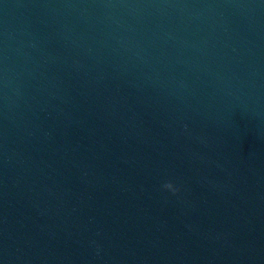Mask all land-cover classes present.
Returning <instances> with one entry per match:
<instances>
[{
	"label": "water",
	"instance_id": "1",
	"mask_svg": "<svg viewBox=\"0 0 264 264\" xmlns=\"http://www.w3.org/2000/svg\"><path fill=\"white\" fill-rule=\"evenodd\" d=\"M0 264H264V0H0Z\"/></svg>",
	"mask_w": 264,
	"mask_h": 264
},
{
	"label": "clouds",
	"instance_id": "2",
	"mask_svg": "<svg viewBox=\"0 0 264 264\" xmlns=\"http://www.w3.org/2000/svg\"><path fill=\"white\" fill-rule=\"evenodd\" d=\"M172 185H174L171 181H165L161 187L163 190H167L169 192H172L173 194H175L176 192L179 191V189L175 186L174 188L172 187Z\"/></svg>",
	"mask_w": 264,
	"mask_h": 264
},
{
	"label": "snow or ice",
	"instance_id": "3",
	"mask_svg": "<svg viewBox=\"0 0 264 264\" xmlns=\"http://www.w3.org/2000/svg\"><path fill=\"white\" fill-rule=\"evenodd\" d=\"M172 187L174 188L175 186H174V185H172Z\"/></svg>",
	"mask_w": 264,
	"mask_h": 264
}]
</instances>
